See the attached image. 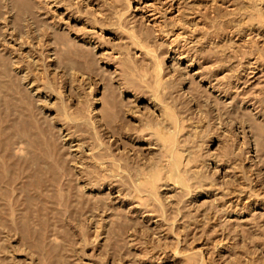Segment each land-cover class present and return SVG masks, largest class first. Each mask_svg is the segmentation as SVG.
Returning a JSON list of instances; mask_svg holds the SVG:
<instances>
[{
	"label": "rangeland",
	"instance_id": "1",
	"mask_svg": "<svg viewBox=\"0 0 264 264\" xmlns=\"http://www.w3.org/2000/svg\"><path fill=\"white\" fill-rule=\"evenodd\" d=\"M145 1L0 0V264H264V0Z\"/></svg>",
	"mask_w": 264,
	"mask_h": 264
},
{
	"label": "bare ground",
	"instance_id": "2",
	"mask_svg": "<svg viewBox=\"0 0 264 264\" xmlns=\"http://www.w3.org/2000/svg\"><path fill=\"white\" fill-rule=\"evenodd\" d=\"M162 1L168 3V0H162ZM141 10H143V13L145 15V19L146 20H148L151 23H154L155 22L156 15L158 14L157 13V11H158L157 10V5H156L155 2H153L152 0L151 1H145V2H143V5L141 6Z\"/></svg>",
	"mask_w": 264,
	"mask_h": 264
}]
</instances>
